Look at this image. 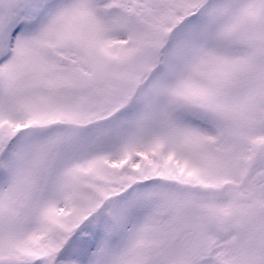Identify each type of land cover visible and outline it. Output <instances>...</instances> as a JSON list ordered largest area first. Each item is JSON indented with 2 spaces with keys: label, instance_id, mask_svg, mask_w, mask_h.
Instances as JSON below:
<instances>
[{
  "label": "snow or ice",
  "instance_id": "obj_1",
  "mask_svg": "<svg viewBox=\"0 0 264 264\" xmlns=\"http://www.w3.org/2000/svg\"><path fill=\"white\" fill-rule=\"evenodd\" d=\"M0 264H264V0H0Z\"/></svg>",
  "mask_w": 264,
  "mask_h": 264
}]
</instances>
